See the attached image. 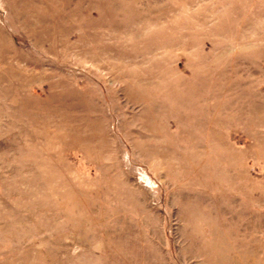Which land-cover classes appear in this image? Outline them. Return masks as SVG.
<instances>
[{
  "label": "rangeland",
  "instance_id": "374dc122",
  "mask_svg": "<svg viewBox=\"0 0 264 264\" xmlns=\"http://www.w3.org/2000/svg\"><path fill=\"white\" fill-rule=\"evenodd\" d=\"M0 264H264V0H0Z\"/></svg>",
  "mask_w": 264,
  "mask_h": 264
}]
</instances>
